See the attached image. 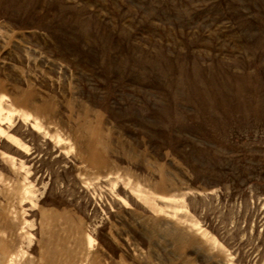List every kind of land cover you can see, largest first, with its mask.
<instances>
[{"label":"rangeland","instance_id":"1","mask_svg":"<svg viewBox=\"0 0 264 264\" xmlns=\"http://www.w3.org/2000/svg\"><path fill=\"white\" fill-rule=\"evenodd\" d=\"M0 264H264V0H0Z\"/></svg>","mask_w":264,"mask_h":264}]
</instances>
